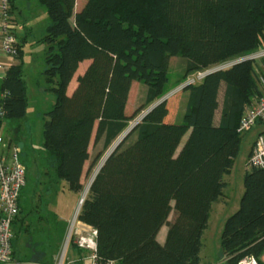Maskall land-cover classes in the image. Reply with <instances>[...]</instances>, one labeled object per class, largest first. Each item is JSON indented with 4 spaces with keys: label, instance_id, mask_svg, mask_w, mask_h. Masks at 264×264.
Instances as JSON below:
<instances>
[{
    "label": "trees",
    "instance_id": "16d2710c",
    "mask_svg": "<svg viewBox=\"0 0 264 264\" xmlns=\"http://www.w3.org/2000/svg\"><path fill=\"white\" fill-rule=\"evenodd\" d=\"M39 2L51 20L41 41L46 47L42 75L55 84L46 90L56 100L46 114L43 149L58 181L74 193L83 190L93 137L106 151L142 110L166 96L172 57L186 59L189 75L264 48V0H87L78 12L77 0ZM24 58L19 44V64L0 86V128L5 120L27 116ZM85 61L90 65L67 94ZM255 67L252 60L242 61L185 87L188 103L181 124L176 123L181 91L172 94L107 159L78 215L79 222L97 231L102 262L202 264L212 206L223 195L224 177L241 150L238 127L251 98L260 95ZM141 84L147 88L143 106L130 115L132 91ZM134 133L136 140L125 146ZM24 189L13 225L15 257L25 232L20 229ZM165 226L162 245L157 237ZM221 249L223 264L264 255V169L246 172L240 208L224 225Z\"/></svg>",
    "mask_w": 264,
    "mask_h": 264
},
{
    "label": "rangeland",
    "instance_id": "374dc122",
    "mask_svg": "<svg viewBox=\"0 0 264 264\" xmlns=\"http://www.w3.org/2000/svg\"><path fill=\"white\" fill-rule=\"evenodd\" d=\"M13 2L15 6L13 10L14 22L19 28L15 31L16 37L19 41L25 37L27 39L24 49V79L27 84L29 104L27 116L21 120H5L1 127V133L7 144H11L12 148L19 147L21 149V161L27 171L20 217L23 223V227L20 229L22 231L25 230V232L19 237L16 259L27 264H36L39 261H52V254H57L64 248L67 236L71 232L72 225L76 219L77 211L81 207L80 202L82 199L87 198L92 181L103 165L105 158L124 138L126 133L130 131L135 122L142 120L144 114L155 102L142 110L129 123L126 131L106 151H103L102 142L94 144L93 137L90 146L91 159L86 164L82 179L83 190L81 193L71 192L66 182L58 181L56 178L54 163L43 149V129L45 122L48 120L46 114L56 101L54 94L46 90L55 84L46 83V79L42 75L45 69V49L44 44L40 40L44 38L51 20L39 0H13ZM86 2L87 0H77L75 11H80ZM146 12L147 9L144 8L143 14ZM246 57L247 55L238 56L228 62L217 64L189 75L186 74V59L181 56L172 57L168 73L169 83L165 91L166 94L169 92L167 94L169 96L181 91L176 123L181 124L183 122L188 103V92L182 90L188 86L187 83L191 79H197L200 73L220 68L225 69L226 63L237 62ZM75 81L76 79L72 81L73 84ZM146 90V86L141 84L132 91L128 108L130 115L143 106ZM70 91H72V88L69 86L67 94H70ZM223 91L224 89L221 90L219 96L220 108L216 114L217 121L221 114ZM263 129L264 124H257L250 132L242 134L239 156L235 160L231 174L225 177L229 186L224 190L220 202L213 204L208 228L202 238L203 246L200 254L202 264L224 263L221 249V236L224 225L227 219L240 208L241 198L244 194V178L248 170H246V164L258 134ZM137 135V133L131 135L125 146L134 142ZM187 139L188 135L183 139L179 151ZM98 155L99 158L97 159ZM54 184L56 185L55 187L53 186ZM173 219L174 213L171 214L169 221ZM167 229L168 227L165 226L163 232H166ZM86 231L88 232L89 229ZM40 250L48 257L43 254H37ZM68 256L71 259V252H69ZM262 257L264 259V255Z\"/></svg>",
    "mask_w": 264,
    "mask_h": 264
},
{
    "label": "built area",
    "instance_id": "2783aa9c",
    "mask_svg": "<svg viewBox=\"0 0 264 264\" xmlns=\"http://www.w3.org/2000/svg\"><path fill=\"white\" fill-rule=\"evenodd\" d=\"M0 21L3 51L16 59L20 42L15 34L17 24L14 22L9 0H0ZM246 60H252L256 64L255 71L260 95L252 97L250 104L246 107L245 114L237 130L240 134L250 132L257 124H264V48L243 60L226 63L225 69ZM3 68L4 66L0 65V70H3ZM223 69L220 68V70ZM207 73H200L197 79H191L187 84L200 83ZM0 116H3L1 110ZM1 131L0 128V264H27L16 259L13 248L15 237L13 225L20 213V198L22 190L26 186L27 171L21 161V149L19 147L12 148L11 144H7ZM247 168L249 170L252 168L264 169V131L257 137L248 158ZM80 203L82 206V200ZM80 209L81 207L77 211L76 219L71 232L67 236L64 248L57 253L51 264H76V261L68 256L71 249H73L72 246L87 251L88 256L86 259L89 260L90 264H115V262L110 261L102 262L99 259L97 231L77 220ZM86 228L89 229L88 232ZM238 264H264V259L263 257L258 259L254 256H247Z\"/></svg>",
    "mask_w": 264,
    "mask_h": 264
},
{
    "label": "crops",
    "instance_id": "0c3cea01",
    "mask_svg": "<svg viewBox=\"0 0 264 264\" xmlns=\"http://www.w3.org/2000/svg\"><path fill=\"white\" fill-rule=\"evenodd\" d=\"M13 7H15L14 6V2H13ZM13 10H14V8H13ZM12 15H13V13H12ZM13 18H14V16H13ZM17 26V29L16 30H18L19 28H18V25H16ZM0 27H1V21H0ZM43 39V38H42ZM42 39L40 40V42L42 41ZM20 42V44H21V46H23V50L25 49V44L27 43V39H26V37L25 38H22V40H20L19 41ZM44 46V49L46 50V47H45V45H43ZM24 52H25V50H24ZM24 60H25V58H24ZM19 64V61L18 60H16V59H14V58H12L11 56H9L7 53H5L4 51H3V47H2V36H1V34H0V65H3L4 66V68H3V70L1 69L0 70V73H1V78H0V86H1V82H2V80L6 77V75H7V72H8V70L12 67V66H15V65H18ZM90 65V61H85V62H83L81 65H80V68H79V70H78V72H77V74H76V76H75V78L74 79H76V81L74 82V84H73V82H71V84H70V87L72 88V91H70L69 93L70 94H72V92L75 90V88H76V86H77V78H78V76L80 75V74H82V73H84L85 72V70L87 69V67ZM24 70H25V66H24ZM79 74V75H78ZM73 79V80H74ZM72 80V81H73ZM140 86V85H139ZM171 91H173V90H171ZM176 91V90H175ZM169 93V92H168ZM167 93V94H168ZM173 93V92H172ZM69 94V95H70ZM166 94V95H167ZM2 95H1V92H0V97H1ZM223 97H224V91H223ZM222 103H223V100H222ZM264 131V129L263 130H261L260 132H259V134L261 133V132H263ZM258 134V135H259ZM247 163H248V161H247ZM235 165V164H234ZM248 168H247V164H246V170H247ZM233 170V169H232ZM249 170V169H248ZM247 170V171H248ZM246 171V172H247ZM232 172V171H231ZM231 174V173H230ZM229 174V175H230ZM246 175V174H245ZM226 176H228V175H226ZM225 176V177H226ZM225 177H224V180H225ZM225 182L227 183V187L229 186V183L225 180ZM226 187V188H227ZM223 194H224V192H223ZM223 196V195H222ZM221 196V197H222ZM220 200H221V198L219 199V201L217 202V203H219L220 202ZM88 226V225H87ZM89 227V226H88ZM167 227V226H166ZM163 230H164V227L161 229V231H160V233H159V235H158V237H157V240H158V242L160 243V244H165V242H166V239H167V234H168V229H167V231L166 232H163ZM17 247H18V245H17ZM17 251V250H16ZM71 259L73 260V261H76V264H90V262H89V260L88 259H86V257L88 256V253H87V251H82V252H78V251H76L75 249H71ZM37 254H43L44 256H47L48 257V255H46L44 252H42L41 250L39 251V252H37ZM53 255V256H52ZM50 254V256H52V259L54 260V258H55V256L57 255V254ZM48 259V258H47ZM48 261V260H47ZM51 264V263H50Z\"/></svg>",
    "mask_w": 264,
    "mask_h": 264
},
{
    "label": "water",
    "instance_id": "95a60500",
    "mask_svg": "<svg viewBox=\"0 0 264 264\" xmlns=\"http://www.w3.org/2000/svg\"><path fill=\"white\" fill-rule=\"evenodd\" d=\"M218 70H220V69H217V70H214V71H210V72H208L206 75H208V74H210V73H213V72H216V71H218ZM176 92V91H175ZM168 96L169 95H167V96H165L164 98H162L161 100H159L157 103H155L154 105H152L149 109H148V111L144 114V116L142 117V119L149 113V112H151L156 106H158L159 104H161L163 101H165L167 98H168ZM142 121V120H141ZM140 121V122H141ZM140 122H135V124L131 127V129H130V131H128V133H126V135L124 136V138L115 146V148L107 155V157L105 158V160H104V163L107 161V159L111 156V154L118 148V146L121 144V142H123V140L132 132V130L140 123ZM104 163H103V165H104ZM102 165V166H103ZM102 166H101V168H102ZM100 168V169H101ZM100 171V170H99ZM99 173V172H98ZM97 173V174H98ZM97 174H96V176H97ZM96 176L94 177V179L96 178ZM94 179H93V181H94ZM93 181H92V183H93ZM85 200V199H84ZM84 200L82 199V204H83V202H84Z\"/></svg>",
    "mask_w": 264,
    "mask_h": 264
}]
</instances>
